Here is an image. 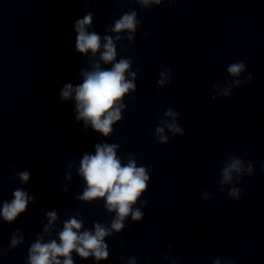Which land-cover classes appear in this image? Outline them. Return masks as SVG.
Listing matches in <instances>:
<instances>
[{
  "label": "clouds",
  "instance_id": "obj_1",
  "mask_svg": "<svg viewBox=\"0 0 264 264\" xmlns=\"http://www.w3.org/2000/svg\"><path fill=\"white\" fill-rule=\"evenodd\" d=\"M167 2L173 4L177 0H167ZM135 3L139 4L142 9H149L152 4L160 5L162 0H135ZM92 23L93 14L88 12L83 18L77 19L74 24L75 49L83 55H88L89 52L92 54L89 58L92 61L91 69L80 70L82 83L75 86L72 83H66L60 91V99L68 101L74 98L75 119L83 121L85 126L90 124L93 131L108 137L113 133V124L123 119L121 110L127 107L124 103L125 96L136 91L137 73L132 70L133 61L130 58L117 59V44L123 40L131 44L140 21L137 19L135 10L125 12L114 21L113 26L106 29L107 32L117 35L106 34L103 37L96 31L88 30ZM97 53H99V59H92ZM101 61L111 67L102 68ZM245 70L246 65L239 61L230 64L227 68V72L233 77H240ZM170 80V70L161 72L157 87L164 88ZM251 81V74L243 80L235 79L227 87L220 89V94L227 98L232 93L233 85L240 86ZM215 88L219 89V85ZM217 98L215 95L212 96L213 100ZM180 115L172 108L164 112V116L172 118L171 122L163 121V123L173 133V136L185 134L184 129L177 123V117ZM155 134L158 143H168L169 137L164 134V127L157 126ZM94 147L95 154L85 152L80 160L78 172L87 187L76 199L85 202L104 199L106 211L115 213L110 226L94 222L92 229L81 231L84 227V220L77 218L80 215L78 212L63 222L62 229L57 234L58 240L50 239L48 242H43V237H38L28 249L26 264H75L72 258L73 252L83 260L89 257H94L95 261L105 260L109 257V250L104 238L124 229L125 218L129 215L133 221L142 220L144 213L140 207H133V205H136L138 201L141 204L146 203L141 201V196L147 191L150 169L137 166L133 155L128 156L126 164L122 163L121 157L117 155V149L120 148L117 143H97ZM229 160L230 162L221 169V185L230 184L233 180V173L237 174V183L245 175V161L236 156L230 157ZM253 172V164L249 161L247 162V175L251 176ZM18 178L26 184L29 182L30 172L21 171ZM64 191L67 189L65 188ZM220 191L223 192L224 188L221 187ZM227 194L233 200H239L242 190L232 185ZM12 196L14 199L11 202L5 201L0 209V216H3L8 223L14 222L20 214L25 213L29 202L35 200L34 196L21 188L14 190ZM202 198L209 199V193L205 191ZM46 216L48 223L44 227V232H49L53 228V223L58 220V215L53 210L47 212ZM19 231L16 229V232ZM23 242V237L18 238L14 233L9 248H15ZM59 257L64 259L61 260ZM129 264H136V258L132 257ZM173 264H176L174 259ZM214 264H220L219 260H216ZM229 264H232V261H229Z\"/></svg>",
  "mask_w": 264,
  "mask_h": 264
}]
</instances>
